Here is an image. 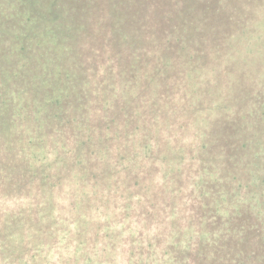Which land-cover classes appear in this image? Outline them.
<instances>
[{
	"label": "trees",
	"instance_id": "trees-1",
	"mask_svg": "<svg viewBox=\"0 0 264 264\" xmlns=\"http://www.w3.org/2000/svg\"><path fill=\"white\" fill-rule=\"evenodd\" d=\"M259 21L0 0V264H264Z\"/></svg>",
	"mask_w": 264,
	"mask_h": 264
},
{
	"label": "rangeland",
	"instance_id": "rangeland-1",
	"mask_svg": "<svg viewBox=\"0 0 264 264\" xmlns=\"http://www.w3.org/2000/svg\"><path fill=\"white\" fill-rule=\"evenodd\" d=\"M257 24L258 26H261V27H263L264 28V23H262V22H252V25H254V24ZM239 69H240V67H239Z\"/></svg>",
	"mask_w": 264,
	"mask_h": 264
}]
</instances>
